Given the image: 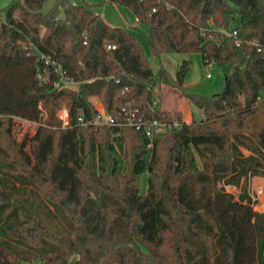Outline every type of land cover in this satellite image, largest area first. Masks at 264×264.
Here are the masks:
<instances>
[{
    "label": "trees",
    "instance_id": "trees-1",
    "mask_svg": "<svg viewBox=\"0 0 264 264\" xmlns=\"http://www.w3.org/2000/svg\"><path fill=\"white\" fill-rule=\"evenodd\" d=\"M48 1L11 0L0 16V264H264V210L247 193L264 177V0H97L128 8L158 61L195 52L227 66L205 96L183 90L189 60L154 72L132 28L86 0ZM42 54L76 85L40 80L54 67ZM160 84L203 117L162 110ZM91 97L116 124L88 122ZM155 119L179 124L149 137Z\"/></svg>",
    "mask_w": 264,
    "mask_h": 264
},
{
    "label": "rangeland",
    "instance_id": "rangeland-1",
    "mask_svg": "<svg viewBox=\"0 0 264 264\" xmlns=\"http://www.w3.org/2000/svg\"><path fill=\"white\" fill-rule=\"evenodd\" d=\"M11 0H0V16H3L4 7L9 4ZM54 0L48 1L44 5V9H47L51 6ZM75 3H83L85 0H73ZM92 4L91 9L99 14L103 19L113 25V26H128L132 28L135 37L139 41V43L143 46L145 57L147 61L149 62V65L152 67L153 71L156 72L157 68L159 67L160 63L164 66V68L167 69L169 74H174L176 70L178 69L179 65L184 60H189L190 65L188 67V70L185 74V81L183 84V90L184 92H192L196 93L202 96L210 95L214 92H220L222 90V87L224 85V73L227 71V66L225 65H217V64H204V61L201 58V55L199 53L195 52H187V53H177V52H170V53H163L160 55V61L157 60L155 56H152V54L149 51L148 45L146 44L145 35H144V28L141 23L135 24V16L134 14L126 7L122 5H117L115 3H106L102 2V4H98L97 0H86ZM135 24V25H132ZM130 25V26H129ZM135 27V28H134ZM44 29L41 28V33H44ZM209 73V76H206V74ZM261 96L264 101V90L261 91ZM91 100L94 104H98V99L96 97H91ZM98 106V105H97ZM192 110H194V117L198 119L199 116V109L195 106H193ZM16 120V119H15ZM20 120V119H18ZM22 121H25L21 119ZM31 126H33V130L30 132V137L33 135L34 131L37 128V124L31 123ZM27 124V127H31L30 124ZM14 126V125H13ZM12 126V128H13ZM13 137L16 139L17 143L19 144V140L16 136V134L13 132V129H11ZM29 141V140H28ZM29 146V144H28ZM19 155L21 159H23L26 163L27 169L23 170V172H27L30 170L33 165L32 163L29 164L23 157V154L21 153L20 144H19ZM33 162V161H32ZM0 165H2L0 163ZM11 166V165H8ZM15 167V166H11ZM146 174L142 177V189H145L146 185ZM261 187L262 192L260 194L255 193V190ZM225 189L232 194H234L235 197H238L239 193L238 190L231 186L226 185ZM247 193H249V196L251 198L252 207L254 210L262 211L264 210V178L263 177H251L248 181L247 185Z\"/></svg>",
    "mask_w": 264,
    "mask_h": 264
},
{
    "label": "built area",
    "instance_id": "built-area-1",
    "mask_svg": "<svg viewBox=\"0 0 264 264\" xmlns=\"http://www.w3.org/2000/svg\"><path fill=\"white\" fill-rule=\"evenodd\" d=\"M137 19V18H136ZM228 34L232 35V36H235L236 35V32L235 31H232V32H227ZM107 48H115V45H110V44H107L106 45ZM41 58L44 59V62L45 64H49L51 66L54 65L53 69L52 70H45L43 69V71H39L37 73V77L42 80V81H47L48 80V77H49V74L50 72H55L58 74L59 76V80L57 81H54V85L55 86H67V87H74L76 85V82L73 81V80H69V79H66L64 77V72L62 71V68H61V65L60 64H57L55 63L54 61H50V59H48L47 57H45L43 54L40 56ZM206 76H209V73L206 74ZM98 105V106H97ZM95 108L97 110V115L91 119V120H88V122H91L92 124L94 125H114L116 124L117 122V119L114 118L110 113H108L106 111V109H104V107L101 105L100 102H98V104H95ZM125 113L127 114V124H130V125H135L136 128L139 127V123L136 124V122H134L135 120V112H132L130 110H127L125 111ZM57 114V117L60 121V124L62 127H66L68 126L69 124V114H68V111L66 109L65 106H62L61 108H59L56 112ZM79 121L83 122L82 118H79ZM88 122H85V123H88ZM84 123V122H83ZM179 123L177 121H174L172 124H167L166 122H163V121H159L157 119L155 120H152L148 125H146L145 129H146V135L151 137L152 133L153 132H158V131H163V130H166L167 128H170L172 126H177ZM149 146L150 143L148 144ZM262 192V188L261 187H258L256 190H255V193L257 194H260Z\"/></svg>",
    "mask_w": 264,
    "mask_h": 264
},
{
    "label": "crops",
    "instance_id": "crops-1",
    "mask_svg": "<svg viewBox=\"0 0 264 264\" xmlns=\"http://www.w3.org/2000/svg\"><path fill=\"white\" fill-rule=\"evenodd\" d=\"M134 20H135V24L138 23L136 18ZM135 24H132V25H135ZM174 74H171L170 76H174ZM157 88L160 89V92L162 95V100H161V104H160V107L162 110H164V111H172V110L180 111L181 112V118L186 123H189V121L191 119H196L194 117L195 116L194 110H192L193 105L190 104V102H188V100L182 94H180L179 91H177V89L174 86H172V85L170 86L167 84H160V85H157ZM199 116L200 117L196 120H199L203 117L202 110L199 111Z\"/></svg>",
    "mask_w": 264,
    "mask_h": 264
}]
</instances>
